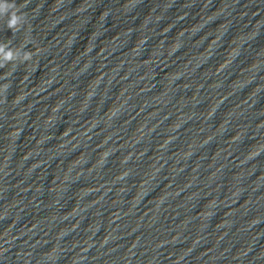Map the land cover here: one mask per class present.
I'll return each mask as SVG.
<instances>
[{
	"label": "clouds",
	"instance_id": "obj_1",
	"mask_svg": "<svg viewBox=\"0 0 264 264\" xmlns=\"http://www.w3.org/2000/svg\"><path fill=\"white\" fill-rule=\"evenodd\" d=\"M24 7H26V4L21 3V4H17L15 2V0H12V3H0V15L4 14V13H9L10 18L7 21V28L10 29L13 34L21 31V28L18 27V25L20 24L21 20L24 21V26L27 23V15L25 12L21 11V9H23ZM29 38L28 36H25V40L21 43V48L24 49L25 46L27 45V43H29ZM11 40H8L6 42H4L3 44H0V53H3V63H0V69L6 67L7 63L10 61H13L14 59H17V57L14 56L13 51L11 49ZM8 48V51L5 52L4 49ZM41 51V49L39 47H37L35 49V52L33 51H25L23 58L20 60L21 64H25L27 62H31L33 60V56L38 54ZM15 68H13L14 70ZM12 74V71L10 70L9 72H5L4 73V78L7 79L8 76H10ZM10 87V83H4L3 85H0V89H3V92H7V90ZM21 95H17L15 97V99L17 101L21 100L20 99ZM233 139H239V134H237L235 137H233ZM261 149H264V145H261L259 147H257L254 151L249 153V158L251 157H255L257 155H259ZM104 155H107V153H104ZM75 264V262H74Z\"/></svg>",
	"mask_w": 264,
	"mask_h": 264
}]
</instances>
